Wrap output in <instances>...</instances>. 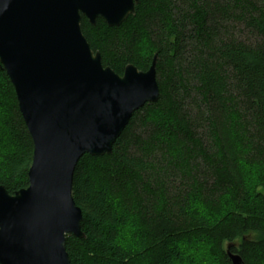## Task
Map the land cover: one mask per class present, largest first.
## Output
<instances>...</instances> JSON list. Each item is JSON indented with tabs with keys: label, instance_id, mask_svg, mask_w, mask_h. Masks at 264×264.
Instances as JSON below:
<instances>
[{
	"label": "trees",
	"instance_id": "16d2710c",
	"mask_svg": "<svg viewBox=\"0 0 264 264\" xmlns=\"http://www.w3.org/2000/svg\"><path fill=\"white\" fill-rule=\"evenodd\" d=\"M80 27L118 74L156 54L159 97L110 154L79 158L72 196L85 236L66 237L70 264H264V0H139L119 26L82 17ZM32 152L0 65L9 194L28 186Z\"/></svg>",
	"mask_w": 264,
	"mask_h": 264
},
{
	"label": "water",
	"instance_id": "95a60500",
	"mask_svg": "<svg viewBox=\"0 0 264 264\" xmlns=\"http://www.w3.org/2000/svg\"><path fill=\"white\" fill-rule=\"evenodd\" d=\"M138 2L0 0V65L33 144L28 186L0 185V264H70L66 237L85 236L72 196L79 158L110 154L133 113L158 100L156 54L118 74L80 27L82 17L119 26Z\"/></svg>",
	"mask_w": 264,
	"mask_h": 264
},
{
	"label": "rangeland",
	"instance_id": "374dc122",
	"mask_svg": "<svg viewBox=\"0 0 264 264\" xmlns=\"http://www.w3.org/2000/svg\"><path fill=\"white\" fill-rule=\"evenodd\" d=\"M122 32H123V31H122ZM125 36H126L125 33L119 35V39H120V42H121V43H120V46H122L121 49H120L119 51H122V50H123V46H124V43H123V42L126 40V37H125ZM120 46H119V47H120ZM119 47H118V48H119ZM137 132H138V134H139L141 137H143V136L145 137V134H143L142 131H137ZM239 243H240V239L235 240L233 243H226V244H225V249H227V248L230 246V244H233V245L236 246V245H238Z\"/></svg>",
	"mask_w": 264,
	"mask_h": 264
}]
</instances>
